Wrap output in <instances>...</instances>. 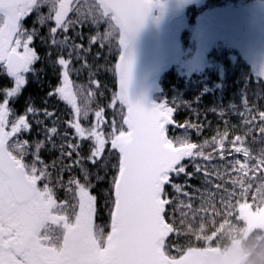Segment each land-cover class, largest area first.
I'll return each instance as SVG.
<instances>
[{
  "label": "snow or ice",
  "instance_id": "obj_1",
  "mask_svg": "<svg viewBox=\"0 0 264 264\" xmlns=\"http://www.w3.org/2000/svg\"><path fill=\"white\" fill-rule=\"evenodd\" d=\"M159 7L160 0H0V264H188L175 227L180 209L210 195L233 208H262L234 193L249 191L245 178H264V105L245 97L236 123L214 111L223 131L197 144L168 133L199 132L203 120L178 122L175 103L146 109L127 100L132 57L122 49ZM113 42L114 64L93 63ZM37 62L56 74L43 104L24 96L39 78ZM110 70L118 91L93 78ZM82 71L87 87L72 79ZM258 83L264 87V70ZM97 93L107 102L93 108ZM51 101L69 116L61 119Z\"/></svg>",
  "mask_w": 264,
  "mask_h": 264
},
{
  "label": "trees",
  "instance_id": "obj_2",
  "mask_svg": "<svg viewBox=\"0 0 264 264\" xmlns=\"http://www.w3.org/2000/svg\"><path fill=\"white\" fill-rule=\"evenodd\" d=\"M206 7H218L230 9L231 13L238 15V10L249 9L255 4L264 0H207ZM198 7L192 5L186 7V25L192 27L197 16L200 14ZM103 26L101 27V31ZM182 48L188 47L184 38L181 39ZM118 44L108 51L107 43L102 50L99 60L92 61L100 63L106 69L114 64L113 57L116 56ZM96 49H93L95 53ZM208 54L205 69L201 72L193 71L189 74H182L179 65L173 67L159 82V93L155 96L156 101H166L170 105L175 103L179 109L174 112L175 119L182 123L185 119L195 120L200 123L203 120L200 131L187 127L169 129L170 136L186 137L190 142L199 144L205 139H211L217 131H223L222 121H218L213 115L214 111L229 113L230 123L237 122L236 112L241 109L245 97L255 102L257 106L264 105V87L261 86L260 76L253 73L252 67L243 59L237 58L235 52ZM90 60L92 58L90 57ZM36 68L39 71V78L33 76L27 86L24 96H31L37 103H44V93L50 83L55 82L56 74L51 67H45L41 62H37ZM93 78L101 80L110 89L115 88V76L113 71H101ZM72 79L76 83H83L87 87L89 79L87 71H82L79 75L73 74ZM95 87V86H93ZM110 96V93L108 94ZM107 100L96 94L92 107L97 104L103 105ZM60 109L61 119H65L70 114V109L60 101H51ZM175 107V105H173ZM191 107L193 111L201 113L200 119L191 117L186 111V107ZM110 111V110H108ZM93 114H90V117ZM206 115V119H204ZM199 183V181H197ZM253 185H258L253 187ZM247 193L237 190L234 196L239 200L252 199L261 201L264 199V178L253 180ZM231 209V210H229ZM248 205L238 203L233 208L227 197L218 200L215 196H209L204 201H198L196 205L182 208L177 214L175 227L179 237L185 244L186 256L193 257L196 253L214 251H228L230 248L239 252L240 261L246 254V248L257 244H264V228L252 226L250 220L246 218ZM251 211V210H249Z\"/></svg>",
  "mask_w": 264,
  "mask_h": 264
},
{
  "label": "rangeland",
  "instance_id": "obj_3",
  "mask_svg": "<svg viewBox=\"0 0 264 264\" xmlns=\"http://www.w3.org/2000/svg\"><path fill=\"white\" fill-rule=\"evenodd\" d=\"M162 7L155 8V14L166 11L184 9L192 5L198 7L200 14L192 27L186 25L181 37L187 43L182 48L183 58L178 63L182 74L191 70L201 72L205 69L208 54L235 52L237 58L243 59L252 67L255 77L264 70V2L245 10H238V15L230 9L206 7L207 0H160ZM206 22L212 26L207 28ZM101 30V29H100ZM177 65V66H178ZM247 180V178H245ZM259 203V200H256ZM262 208L246 212V218L252 226L264 228V199ZM239 252L230 248L228 251L196 253L189 257L188 264H237L240 261Z\"/></svg>",
  "mask_w": 264,
  "mask_h": 264
},
{
  "label": "water",
  "instance_id": "obj_4",
  "mask_svg": "<svg viewBox=\"0 0 264 264\" xmlns=\"http://www.w3.org/2000/svg\"><path fill=\"white\" fill-rule=\"evenodd\" d=\"M207 28L212 26L206 22ZM185 28V10H166L146 16L127 48L132 57L130 77L125 90L127 100L144 108L159 104L154 97L159 93V82L183 57L181 36ZM118 44V43H117ZM120 46L118 44V50ZM115 76V89L118 91Z\"/></svg>",
  "mask_w": 264,
  "mask_h": 264
},
{
  "label": "clouds",
  "instance_id": "obj_5",
  "mask_svg": "<svg viewBox=\"0 0 264 264\" xmlns=\"http://www.w3.org/2000/svg\"><path fill=\"white\" fill-rule=\"evenodd\" d=\"M242 256V264H264V244H257L246 248Z\"/></svg>",
  "mask_w": 264,
  "mask_h": 264
},
{
  "label": "flooded vegetation",
  "instance_id": "obj_6",
  "mask_svg": "<svg viewBox=\"0 0 264 264\" xmlns=\"http://www.w3.org/2000/svg\"><path fill=\"white\" fill-rule=\"evenodd\" d=\"M96 222H97V224H103L104 220L102 218L98 217Z\"/></svg>",
  "mask_w": 264,
  "mask_h": 264
}]
</instances>
